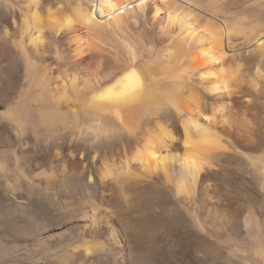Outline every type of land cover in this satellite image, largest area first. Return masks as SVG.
<instances>
[{
  "label": "bare ground",
  "instance_id": "obj_1",
  "mask_svg": "<svg viewBox=\"0 0 264 264\" xmlns=\"http://www.w3.org/2000/svg\"><path fill=\"white\" fill-rule=\"evenodd\" d=\"M0 104L13 197L93 200L71 242H0V264H135L108 207L169 183L249 246L230 264H264V0H0ZM237 160L229 204L214 178Z\"/></svg>",
  "mask_w": 264,
  "mask_h": 264
},
{
  "label": "rangeland",
  "instance_id": "obj_2",
  "mask_svg": "<svg viewBox=\"0 0 264 264\" xmlns=\"http://www.w3.org/2000/svg\"><path fill=\"white\" fill-rule=\"evenodd\" d=\"M233 6L238 8L239 5L235 4ZM151 16V14L148 15V20L145 21L148 27L149 23L152 22V19H150ZM163 16L164 12L161 11L159 18ZM129 27L131 30H135V26L131 23H129ZM153 30L157 37L164 36L156 25L153 26ZM4 107V104H0V111ZM239 164H242L240 160L232 161L231 163L229 161L228 171H226L228 174H217V177L215 176L214 178L223 190L221 192H224L223 198L225 203L230 204V197L234 193L239 194L238 190L241 191L245 188L240 170L231 167L238 168L240 166ZM229 168L234 170L231 171ZM8 176L10 179L13 178L11 175ZM3 184L4 182L0 178V242L8 246H13L16 242V245L24 244L25 247L28 248L29 246L32 249V247L34 248L36 246L37 240L44 239L47 234H51L55 237L54 241H50L52 244L51 247L57 250L61 246L57 244L55 239L62 237L64 241L68 240V242H71L72 239L69 234L73 229H71V226L74 227L73 225L80 223L83 219L80 208L83 209L91 205V203L89 205L87 204L89 201L88 198L83 200L84 198L82 199V197L68 202H54L32 197L23 201V204L19 203L13 197L10 188ZM220 184L223 185L221 186ZM130 186L126 188L127 191L131 189L128 191L129 195L127 198L122 197L120 198L122 200L119 198L113 200V206L112 203L110 205L112 208L110 206L108 208L109 210L111 209L110 211H112L111 213L114 217H118V220L121 219V225L124 223L123 227L126 229L129 247L132 248L131 245L133 246L130 249V254L133 256L130 255L129 260L131 259V262L135 261L133 262L135 264H230V250H235V255L238 258H241L243 255L249 257L250 254L248 251L250 249L248 245H245V242V244H241L240 241H232L222 229L212 228L210 223L212 216L204 212L200 198L190 197L189 200V196H185V198L184 196H176V192L173 190L171 183L168 185H153L145 189H137L135 187L132 189V186ZM30 188L31 186L28 189V186L24 185L20 189L24 193L26 192L25 195L27 196L35 194V189L32 187L34 190L32 188L30 190ZM133 190L138 191L133 192ZM137 192L140 195L136 194ZM92 194L94 195V192ZM239 196L242 195L239 194ZM181 197L183 198L181 199ZM196 201L200 206L196 204ZM89 202H93V200ZM94 202L96 204L98 200L95 199ZM180 202L183 203L181 204ZM241 202L243 203L242 200ZM195 204L198 205V208H196ZM101 205L105 208L102 203H100V208H102ZM97 206H99L98 203ZM202 218L204 220L206 219L205 222ZM195 221L199 224L196 225ZM203 222L207 224H203ZM39 224L41 226H37ZM204 225L207 226L205 227ZM242 249H245L247 253H243ZM96 258H94L95 260L92 259L91 264H100L101 262L105 264L107 262V259L98 258L97 260ZM84 261L86 262L87 260H82V263ZM38 264L44 263L40 261Z\"/></svg>",
  "mask_w": 264,
  "mask_h": 264
}]
</instances>
